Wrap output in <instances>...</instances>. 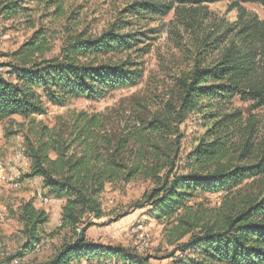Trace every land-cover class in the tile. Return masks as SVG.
Returning a JSON list of instances; mask_svg holds the SVG:
<instances>
[{
  "label": "trees",
  "instance_id": "16d2710c",
  "mask_svg": "<svg viewBox=\"0 0 264 264\" xmlns=\"http://www.w3.org/2000/svg\"><path fill=\"white\" fill-rule=\"evenodd\" d=\"M222 1L236 6L257 3L264 8V0H165L168 7L136 3L127 11L133 13L139 7L153 12L160 6L170 10L176 4L203 6ZM21 2L0 0V16L14 18ZM123 30L111 29L94 40L79 38L60 58L49 60L38 57L43 53L42 41L23 45L3 65L7 71L0 73V121L44 115L47 104L62 107L74 98L98 101L118 89L137 86L144 77L139 63L82 61L93 54L131 50L132 36L122 34ZM251 32L260 33L245 26L218 61L196 64L179 79L177 107L169 101L148 118L141 110L137 121L132 119L134 129L101 132L108 122L97 114L81 117L70 131L43 127L35 135L36 143L31 141L28 151L32 177L40 178L47 192L65 201L61 228L73 232L46 264H146L87 237L92 221L107 216L99 203L107 186L138 180L150 181L154 187L136 202L135 209L152 207L157 220L172 225V238L190 236L178 247L184 256L178 264H264V190L255 197L242 194L239 188L251 179L264 178V164H233L231 149L238 121L237 113H228L238 96L264 107V75L258 74V53H254L259 43ZM190 114L199 115L212 130L210 139L197 141L183 159L180 130ZM198 193L223 194V209L219 213L196 211L188 203ZM21 212L26 244L21 253L0 264H14L44 242L41 230L49 222L47 213L32 202L25 203Z\"/></svg>",
  "mask_w": 264,
  "mask_h": 264
},
{
  "label": "rangeland",
  "instance_id": "374dc122",
  "mask_svg": "<svg viewBox=\"0 0 264 264\" xmlns=\"http://www.w3.org/2000/svg\"><path fill=\"white\" fill-rule=\"evenodd\" d=\"M136 3L169 6L165 0H23L14 18L6 20L0 16V73L7 71L3 65L10 63L11 55L23 45L31 47L33 42L42 41L40 59L60 58L77 39L94 40L120 27H125L122 34L132 36L131 50L93 54L82 61L111 64L131 61L139 63L144 71L137 86L118 89L102 100L74 98L62 107L47 104L44 115L28 119L14 116L0 121V262L21 253L26 244L21 210L27 202L44 210L49 222L41 230L42 245L18 258V264L48 263L73 235L71 230L61 228L65 201L47 192L40 178L32 177L33 160L28 151L43 127L70 131L81 117L102 114L108 124L101 132L124 133L134 129L132 119L136 122L141 110L148 118L158 114L169 101L177 107L181 94L179 79L191 73L196 64L207 66L218 61L231 43L237 42L236 33L248 25L260 31L251 32V36L259 43L254 49L258 53V74L264 75V8L261 5L236 6L231 1H222L203 6L176 4L170 10L160 6L153 12L137 7L133 13L128 12ZM231 103L228 113H237L238 121L231 149L233 164L261 161L264 164V107L240 96ZM206 126L210 124L205 125L199 115L188 116L180 130L184 135L181 158L198 145L197 141L210 139L212 129ZM152 187L150 181L143 180L107 186L99 197L107 216L92 221L94 226L87 237L97 244L119 248L146 264L182 261L184 256L178 247L190 236L172 238V225L157 220L152 207L135 209L136 202ZM239 188L242 194L256 197L264 190V178L251 179ZM225 202L223 194L198 193L188 205L196 211L219 213ZM124 213L128 216L121 218ZM114 262L111 264H123Z\"/></svg>",
  "mask_w": 264,
  "mask_h": 264
},
{
  "label": "built area",
  "instance_id": "2783aa9c",
  "mask_svg": "<svg viewBox=\"0 0 264 264\" xmlns=\"http://www.w3.org/2000/svg\"><path fill=\"white\" fill-rule=\"evenodd\" d=\"M42 201H46L45 198H42Z\"/></svg>",
  "mask_w": 264,
  "mask_h": 264
},
{
  "label": "crops",
  "instance_id": "0c3cea01",
  "mask_svg": "<svg viewBox=\"0 0 264 264\" xmlns=\"http://www.w3.org/2000/svg\"><path fill=\"white\" fill-rule=\"evenodd\" d=\"M83 264H85V263H83Z\"/></svg>",
  "mask_w": 264,
  "mask_h": 264
}]
</instances>
